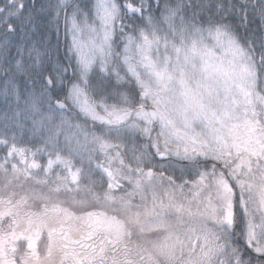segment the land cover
<instances>
[{"label": "snow or ice", "instance_id": "1", "mask_svg": "<svg viewBox=\"0 0 264 264\" xmlns=\"http://www.w3.org/2000/svg\"><path fill=\"white\" fill-rule=\"evenodd\" d=\"M0 96V264H264V0H0Z\"/></svg>", "mask_w": 264, "mask_h": 264}, {"label": "trees", "instance_id": "2", "mask_svg": "<svg viewBox=\"0 0 264 264\" xmlns=\"http://www.w3.org/2000/svg\"><path fill=\"white\" fill-rule=\"evenodd\" d=\"M29 2H30V0H29ZM36 25H37V30H38V31H39L41 28L46 27V25H45V21H44L43 19L39 18V17H38L37 20H36ZM49 37H50L52 43H55V41H56V35H55V27H54V26L51 27V31H50V33H49ZM61 40H63V32H62V31H61ZM13 51H14V50H13ZM21 87H22V83H21ZM8 109H12V110H14V109H15V103L13 102V104L9 105V104H7V103L5 102L3 96H0V118H2L3 113H4L6 110H8ZM9 114H11V112H9ZM20 120H21L22 123H25L26 125H30V120H25L23 114H21V116H20ZM0 123H2V119H0ZM27 140H28V138H27V136H26L24 142L27 143Z\"/></svg>", "mask_w": 264, "mask_h": 264}]
</instances>
